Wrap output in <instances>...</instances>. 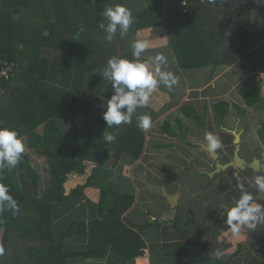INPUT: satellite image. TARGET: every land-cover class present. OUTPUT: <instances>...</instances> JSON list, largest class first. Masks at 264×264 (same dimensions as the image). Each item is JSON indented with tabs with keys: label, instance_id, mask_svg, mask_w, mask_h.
<instances>
[{
	"label": "trees",
	"instance_id": "obj_1",
	"mask_svg": "<svg viewBox=\"0 0 264 264\" xmlns=\"http://www.w3.org/2000/svg\"><path fill=\"white\" fill-rule=\"evenodd\" d=\"M116 1L135 9L131 11L133 24L127 33L118 31L109 42L99 26L107 23L100 13L117 5ZM140 1L0 0V70L9 73L8 79L0 76V93H4L0 98V127L16 130L30 151L22 154L15 168L0 174V183L9 187L20 209L15 214L0 212V264H95L105 259L109 264H128L145 256L146 230L153 229L159 236L171 223L157 218L142 225L129 222L124 215L135 196L118 192L112 185L100 191L97 204L88 203L90 212L83 210L85 191L97 168H116L119 162L132 165L142 157L148 129L138 127V118L147 115L152 124L168 108L156 113L147 105L138 107L131 123L106 128L102 112L105 99L111 95L102 87L105 94L101 99L84 101L81 97L88 89L85 75H103L107 61L113 57L133 60L131 44L136 41V32L158 26L168 29L169 46L178 65L184 66L186 58L190 66H228L225 57L232 37L228 27H234V21L246 10L245 35L254 0H209L213 8L206 7L207 0H163L161 4L154 0L156 5L149 4L152 0H142L145 6L139 9ZM67 5L70 9L65 8ZM44 48L56 49L58 63L43 56L49 53ZM139 60L144 62L142 56ZM94 84L103 86L101 82ZM262 91L264 82L258 78L238 93L246 105L254 106L262 102ZM213 109L218 125H222L228 104L220 101ZM181 111L203 126L206 110L201 117L192 107L182 106ZM263 130L264 125L260 132ZM104 132L116 139L106 141ZM188 143L200 148L199 143ZM162 148L165 146H154ZM33 156L42 160L41 167ZM189 170L200 174L192 164L183 172ZM223 175L218 177L222 179ZM71 176L84 182L66 192L65 184ZM201 176L208 179L204 189L211 188L213 180ZM232 181L238 185V178ZM173 211L170 226L181 231L185 244L213 257L207 264H231L230 259L219 261L215 251L207 252V239H187L191 208L181 224L176 220L177 207ZM145 213L151 218L148 210ZM239 253L238 249L232 257ZM254 264H264V260Z\"/></svg>",
	"mask_w": 264,
	"mask_h": 264
},
{
	"label": "crops",
	"instance_id": "obj_2",
	"mask_svg": "<svg viewBox=\"0 0 264 264\" xmlns=\"http://www.w3.org/2000/svg\"><path fill=\"white\" fill-rule=\"evenodd\" d=\"M162 1L158 3L152 0L149 4H161ZM206 2V7L213 8V4L209 7V0ZM122 5L129 7L126 4ZM140 6L139 9L144 7L145 3L142 2ZM65 8L70 9L68 5ZM130 10L135 11V9ZM232 11H235L234 7ZM263 11L264 3H260L259 0L251 3L244 36L246 10L240 14L237 22L234 21V27H228L232 36L229 39L231 47L230 44L227 47L230 51L225 57V60L230 62L228 66H215L212 63L190 66L187 63L191 62L186 58L183 59L184 66H180L169 46L167 28L158 26L136 32V41H143L148 45L141 56L144 62L149 64L150 70H155V65L151 63L150 58L156 54H163L167 63L161 66L162 70L170 72L176 83L171 88L160 85L150 95L147 106L154 112L168 108L146 131L145 149L140 160L132 165L119 162L116 168H97L91 186L85 191V207L83 208L84 211L90 212L91 206L88 203L97 204L100 191L112 185L118 192H129L135 196L133 206L124 215L129 222L142 225L156 218L163 221L170 220L171 223L161 229L159 236L153 229L144 232L146 254L143 258L128 264H207L213 258L204 252V255H200L197 249L185 244L180 230L171 228L173 208L164 195L153 193L151 185H155L167 194L178 196L177 224L184 222L187 211L191 208V220L186 228L187 239L193 242H202L207 239V252L215 251L219 261L226 262L230 259L231 264H254L264 260L262 222L255 230L245 226L239 234H233L226 223L225 212L226 207L231 206L232 198L239 197L241 186L253 194H259L255 193L252 181L255 176L263 174L252 172L242 176L239 172L233 171L225 173L222 179L218 177V174L212 178V187L204 189L208 179L201 175H207L212 170L213 162L201 148L188 143L189 140L206 145L205 135L212 133L218 137L221 144V147L215 151L231 152L234 138L231 131H235L240 139V156L250 161L255 155V158L264 164V132L258 134L264 124V102L248 106L238 93L240 88H250L252 82L258 78L264 82ZM45 34L47 35L48 31ZM43 50L49 52L44 54V57H49L53 64L58 63L59 53L56 49L44 48ZM244 57L247 58L243 59ZM92 73H88L90 75H85L84 78L86 89L88 88L85 96H80L84 101L101 99L100 97L105 94H102L100 90L102 87L107 94H112L110 82L105 80L103 75L97 72ZM92 75L97 77L92 78ZM97 82H101L103 86L96 87L94 83ZM261 95L264 100V91ZM3 96L2 91L0 98ZM220 101L228 104L227 113L222 118V125H218V116L213 109L214 105ZM182 106L194 108L198 117L203 116L205 110L207 111L206 120H204L207 123V133L182 113ZM179 124L182 125V129ZM168 131H171L173 135H168ZM183 134H186V139L182 138ZM179 136L182 139H179ZM157 145L165 146V148L154 149ZM28 151L25 145V152ZM191 164L196 170H200L201 175L192 170L183 172V169L190 167ZM232 178H238V185L233 183ZM259 202L263 205L264 199H260ZM145 210L149 211L151 218L146 215ZM208 226H210L209 231H207ZM238 249L240 253L232 257ZM108 261L109 259H105L95 264H109Z\"/></svg>",
	"mask_w": 264,
	"mask_h": 264
},
{
	"label": "clouds",
	"instance_id": "obj_3",
	"mask_svg": "<svg viewBox=\"0 0 264 264\" xmlns=\"http://www.w3.org/2000/svg\"><path fill=\"white\" fill-rule=\"evenodd\" d=\"M264 3V0H259ZM106 20L99 26L105 32V39L111 42L119 33L125 34L133 24V15L130 9L122 4L109 6L100 13ZM148 45L143 41H134L131 44L133 60L113 57L107 61L103 77L110 82L112 94L104 105L102 119L106 128L121 124H129L138 107L146 106L150 95L160 86L171 88L176 83L173 75L162 70V65L167 63L163 54L151 57L155 70H150L149 64L141 62L139 58ZM151 126L150 117L147 115L138 118V127L146 130ZM106 141L116 139L113 134L103 133ZM205 140L210 150L221 147L217 136L212 133L205 135ZM25 145L19 133L8 127H0V174L5 170L15 168L22 159ZM255 193L264 197V175L255 176L252 181ZM18 202L10 194L9 187L0 183V212H19ZM226 223L233 234H239L242 227L255 230L264 221V205L254 203L253 192L241 186L238 198H232L230 207H226ZM3 250L0 249V252Z\"/></svg>",
	"mask_w": 264,
	"mask_h": 264
},
{
	"label": "water",
	"instance_id": "obj_4",
	"mask_svg": "<svg viewBox=\"0 0 264 264\" xmlns=\"http://www.w3.org/2000/svg\"><path fill=\"white\" fill-rule=\"evenodd\" d=\"M234 137L235 150L233 152L232 160L227 163L220 162L219 154L215 150H210L208 145L199 143V147L207 153L208 157L215 163L212 171L207 173V176L212 179L214 176L227 171L232 168L234 170H250L253 173L261 171L264 174V165H262L257 159H253L250 162L245 161L239 154V135L235 131H231ZM154 194H162L166 197L171 207L174 209L178 203V196L170 195L157 188L155 185H151ZM254 201L264 199L260 194H253Z\"/></svg>",
	"mask_w": 264,
	"mask_h": 264
},
{
	"label": "flooded vegetation",
	"instance_id": "obj_5",
	"mask_svg": "<svg viewBox=\"0 0 264 264\" xmlns=\"http://www.w3.org/2000/svg\"><path fill=\"white\" fill-rule=\"evenodd\" d=\"M245 88H247V87H245ZM262 102H264V100L262 101ZM241 118V117H240ZM262 125H264V124H262ZM264 132V130L262 131V132H260V130L258 131V134H262ZM234 138H233V141H232V149H231V152H227V153H218L219 154V159H220V162H222V163H227V162H229L230 160H232V157H233V152H234V150H235V145H234ZM206 153V152H205ZM207 154V153H206ZM231 155V156H230ZM253 159H256L255 158V155L253 156V158L250 160V161H252ZM245 160V159H244ZM246 161V160H245ZM250 161H247V162H250ZM213 162V161H212ZM214 162H213V166H214ZM261 164L262 165H264L262 162H261ZM228 170H231V171H225L223 174H225V173H229V172H239L240 173V175H242L243 176V174H248V173H251L252 174V172L250 171V170H245V171H243V170H234V169H232V168H230V169H228ZM259 172H261V171H259ZM259 172H257V173H259ZM262 173V172H261ZM263 174V173H262ZM220 175V174H219ZM218 175V176H219ZM264 175V174H263ZM217 176V175H216ZM241 177V176H240Z\"/></svg>",
	"mask_w": 264,
	"mask_h": 264
},
{
	"label": "rangeland",
	"instance_id": "obj_6",
	"mask_svg": "<svg viewBox=\"0 0 264 264\" xmlns=\"http://www.w3.org/2000/svg\"><path fill=\"white\" fill-rule=\"evenodd\" d=\"M258 7H260V5L258 4ZM258 9V8H257ZM255 10H256V7H255ZM257 12H258V10H257ZM263 14H264V11H263ZM263 49H264V47H263ZM203 123V126L202 125H200L201 126V128L203 129V131L204 132H206L207 133V123L203 120L202 121ZM28 153H29V151H28ZM36 159V161L38 162V165H39V167H41V163H43L42 162V160H39L38 158H36L35 156H33L32 157V160L33 159ZM226 174H228V173H226ZM70 179V181H67L66 182V184H65V188H66V192H69L70 191V189H72V188H74L75 186H77V184H82L84 181L81 179V178H69ZM97 198V197H96ZM256 203H259L260 204V202H259V200H257V201H255ZM263 205H264V203H263ZM198 251H199V253H200V255H204V253L203 252H201L199 249H197Z\"/></svg>",
	"mask_w": 264,
	"mask_h": 264
},
{
	"label": "built area",
	"instance_id": "obj_7",
	"mask_svg": "<svg viewBox=\"0 0 264 264\" xmlns=\"http://www.w3.org/2000/svg\"><path fill=\"white\" fill-rule=\"evenodd\" d=\"M0 76H3L4 78L8 79L9 73H8L7 69L0 70Z\"/></svg>",
	"mask_w": 264,
	"mask_h": 264
}]
</instances>
